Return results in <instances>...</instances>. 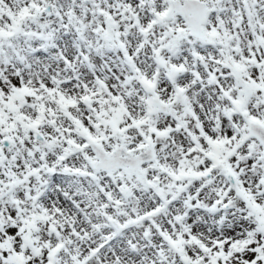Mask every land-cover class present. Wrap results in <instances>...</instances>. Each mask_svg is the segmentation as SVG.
Listing matches in <instances>:
<instances>
[{
  "label": "snow or ice",
  "instance_id": "snow-or-ice-1",
  "mask_svg": "<svg viewBox=\"0 0 264 264\" xmlns=\"http://www.w3.org/2000/svg\"><path fill=\"white\" fill-rule=\"evenodd\" d=\"M0 264H264V0H0Z\"/></svg>",
  "mask_w": 264,
  "mask_h": 264
}]
</instances>
